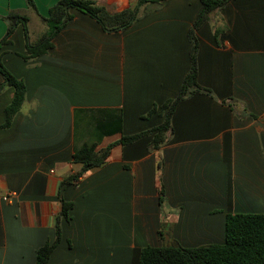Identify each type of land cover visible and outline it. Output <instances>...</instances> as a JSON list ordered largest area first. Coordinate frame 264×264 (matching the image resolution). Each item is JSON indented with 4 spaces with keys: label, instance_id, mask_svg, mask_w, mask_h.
Returning <instances> with one entry per match:
<instances>
[{
    "label": "crops",
    "instance_id": "1",
    "mask_svg": "<svg viewBox=\"0 0 264 264\" xmlns=\"http://www.w3.org/2000/svg\"><path fill=\"white\" fill-rule=\"evenodd\" d=\"M58 1L0 0V40L11 12L29 30L26 38L18 23L0 48L26 86L8 128L14 88L0 91V264L36 263L56 237L60 196L74 205L48 264H139L146 246L222 244L228 214H264V0H230L195 31L202 90L177 104L158 149L153 135L115 145L105 165L68 186L84 143L102 150L163 122L159 111L146 115L180 92L202 2L90 0L110 14L137 7L136 18L109 32L71 9L53 48L25 60Z\"/></svg>",
    "mask_w": 264,
    "mask_h": 264
},
{
    "label": "trees",
    "instance_id": "2",
    "mask_svg": "<svg viewBox=\"0 0 264 264\" xmlns=\"http://www.w3.org/2000/svg\"><path fill=\"white\" fill-rule=\"evenodd\" d=\"M146 1L158 2L160 0H140V3ZM200 1L202 2V9L189 34L191 66L184 78L180 92L176 98L169 99L160 106L155 105L146 115V117H149L159 111L164 118L163 122L148 131L128 136L123 135L119 141L102 150H97L95 143H84L73 153V161L82 164L81 170L68 176L62 186L76 185L80 177L86 172L105 165L110 151L115 145H128L147 135H153L151 146L154 149H158L166 141L167 133L171 131V118L177 104L186 96L202 90L197 83V52L199 45L195 37V31L208 19L212 11L223 7L230 0ZM27 2L33 5L32 0H27ZM71 9L90 15L101 24L104 30L109 32L127 28L137 15V7L126 9L117 14H110L90 0H59L50 9L49 15L45 19L49 29L44 39L37 44L27 43L26 54L21 55L25 60L46 54L53 48L52 39L54 36L72 20ZM8 19L11 23L5 37L0 40V48L11 43L10 37L18 23L23 25L25 36L28 38L27 17L21 16L17 12H11ZM0 75L4 79L0 91L6 85L14 88V98L6 108V118L2 125V128H8L24 102L26 86L23 80L15 77L3 65L1 59ZM164 199V189L161 188V204H163ZM60 200L61 210L56 223V237L54 241L47 242L37 250L35 264H48L52 252L60 243L62 235L60 219L62 217L69 219V212L74 205L72 202L65 201L62 196H60ZM139 264H264V214H228L226 216L225 242L222 244L184 247L175 242L159 247L146 246L141 250Z\"/></svg>",
    "mask_w": 264,
    "mask_h": 264
},
{
    "label": "built area",
    "instance_id": "3",
    "mask_svg": "<svg viewBox=\"0 0 264 264\" xmlns=\"http://www.w3.org/2000/svg\"><path fill=\"white\" fill-rule=\"evenodd\" d=\"M9 197H6V199H8Z\"/></svg>",
    "mask_w": 264,
    "mask_h": 264
}]
</instances>
